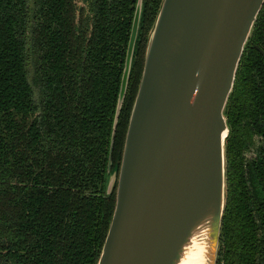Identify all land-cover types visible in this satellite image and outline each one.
I'll return each instance as SVG.
<instances>
[{"label": "trees", "instance_id": "trees-1", "mask_svg": "<svg viewBox=\"0 0 264 264\" xmlns=\"http://www.w3.org/2000/svg\"><path fill=\"white\" fill-rule=\"evenodd\" d=\"M160 1L140 0L110 170ZM135 3L0 0V264H95L114 205L106 163ZM255 45L264 52V0L223 108L215 264H264V56Z\"/></svg>", "mask_w": 264, "mask_h": 264}, {"label": "water", "instance_id": "water-1", "mask_svg": "<svg viewBox=\"0 0 264 264\" xmlns=\"http://www.w3.org/2000/svg\"><path fill=\"white\" fill-rule=\"evenodd\" d=\"M262 2L160 1L116 171L109 154L138 26L136 0L106 163L114 205L95 264H215L225 197L223 108Z\"/></svg>", "mask_w": 264, "mask_h": 264}, {"label": "rangeland", "instance_id": "rangeland-1", "mask_svg": "<svg viewBox=\"0 0 264 264\" xmlns=\"http://www.w3.org/2000/svg\"><path fill=\"white\" fill-rule=\"evenodd\" d=\"M252 152L253 151L251 149L250 150H247V151H244V156H248V155L252 154Z\"/></svg>", "mask_w": 264, "mask_h": 264}]
</instances>
